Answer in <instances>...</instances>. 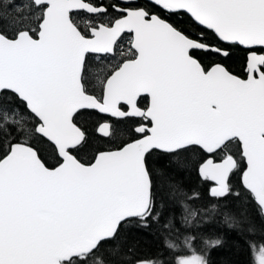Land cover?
<instances>
[{"label":"snow or ice","instance_id":"6c2138e0","mask_svg":"<svg viewBox=\"0 0 264 264\" xmlns=\"http://www.w3.org/2000/svg\"><path fill=\"white\" fill-rule=\"evenodd\" d=\"M74 13L83 17L81 23ZM182 14L192 32L166 18ZM125 32L132 34L127 58L98 68L100 95L90 94L87 54H114ZM221 45L248 51L246 79L222 63L203 66L197 53L229 56ZM142 95L149 98L143 109ZM84 109L139 118L138 138L82 163L74 153L88 137L75 117ZM98 130L113 135L108 123ZM232 143L246 162L235 191L230 175L239 161L232 154L214 159ZM194 151L206 154L198 171L214 182L212 198H243L264 217V0L0 4V264H163L128 257L121 231L133 223H160L163 205L157 204L149 167L153 153L175 158ZM41 152L54 162L47 164ZM183 208L181 220L190 224L198 210L187 203ZM226 220L241 225L246 216ZM161 227L171 229L172 220ZM193 239L185 236L183 246L191 250ZM249 244L254 264H264V244ZM165 246L180 247L168 239ZM174 264L207 261L193 250L175 257Z\"/></svg>","mask_w":264,"mask_h":264},{"label":"trees","instance_id":"16d2710c","mask_svg":"<svg viewBox=\"0 0 264 264\" xmlns=\"http://www.w3.org/2000/svg\"><path fill=\"white\" fill-rule=\"evenodd\" d=\"M137 1V3L146 4L141 0ZM73 18L76 22L78 21L77 23H81L83 20V17L78 14H74ZM166 18L170 22H174L178 28L188 32L193 31L187 23V17L183 14ZM124 50H129L127 42ZM227 50L230 54L223 59L213 54L197 53L196 55L204 67L212 61H216L237 74L238 70L243 67L244 52L237 46H232ZM115 57L118 58V54ZM111 58H101L104 60L101 61V63H104L103 65L86 60V86L90 94L100 95L98 80L102 77V72H98L97 69L114 67L115 64H112ZM96 72L97 74H95ZM101 121H103V118L90 110H81L80 114L75 117V122L86 131L88 137L87 145L79 153H74L82 163H88L95 152L111 146L114 137H122L127 133L129 122L116 121L112 123L113 135L108 139H103L95 133V127ZM30 142L36 146L34 140H30ZM230 147L233 150H228L229 153L234 154L233 156L236 157L238 145L232 143ZM41 156L49 165L54 162L49 152H41ZM202 156L206 157L204 154L194 151L181 153L179 157L175 158L153 153L149 158V167L153 173V191L158 206L163 205L162 215L160 223L150 222L149 227H139L133 223L122 229L120 239L123 251L128 257L150 258L163 261V264H174L175 257L190 255L194 250L204 257L207 264H253L249 257V251L251 250L249 241H254L257 247L264 244V236H262L264 217L259 215L254 204H249L243 198L237 200L233 195L220 199L212 198L208 193L211 183L200 178L197 174V166L201 162ZM214 159L218 160L219 154L214 156ZM237 160L241 166V159L237 158ZM239 170L240 168L230 175V184L233 186L234 191L239 185ZM162 180L163 183H161ZM170 185L176 189L177 195L172 194ZM194 195L197 198L189 199ZM182 202L198 210L195 219L189 217L192 221L190 224H184L181 220V217L185 214ZM209 205H216V210L214 212L199 211ZM242 213L246 216V221L243 224L235 225L229 220L224 223L223 219L226 220V216L240 217ZM169 220H172L173 227L163 229L161 225ZM249 228H252L253 231H248ZM185 236L194 237L191 250L183 246L182 241ZM166 239L177 243L180 246L179 250L172 251L167 248L165 246ZM217 240L220 243L215 247L206 243V241Z\"/></svg>","mask_w":264,"mask_h":264},{"label":"flooded vegetation","instance_id":"af4514ba","mask_svg":"<svg viewBox=\"0 0 264 264\" xmlns=\"http://www.w3.org/2000/svg\"><path fill=\"white\" fill-rule=\"evenodd\" d=\"M19 1V0H18ZM105 2V0H104ZM136 2H138L136 0ZM145 3H147L146 1H143ZM105 3H108V0L107 2ZM75 14V13H74ZM73 14V15H74ZM74 19V18H73ZM112 19V16L109 15L107 17V21L110 20L111 21ZM75 20V19H74ZM76 21V20H75ZM109 21V22H110ZM78 22V21H77ZM188 32V31H187ZM118 41H123L122 45L119 47V51L116 49V45H115V49H114V54H110V55H104V56H94V55H90V54H87V58L86 60H89V58H92L94 57L93 60H96V59H101L102 58H111L112 59V64H117L119 62H122V60L124 58H127V55H128V52L129 50L125 51L124 48L126 47V42H127V46H128V49H129V42H130V34H127V33H124L122 34V36L120 38H118ZM223 47H226L227 49L229 48H232V46H228V45H221ZM237 46V45H236ZM238 47V46H237ZM241 51L244 52V61H243V67L242 69L238 70V73L237 74H234L236 76H238L239 78H246V73H245V61H246V54L248 53V51L245 49V48H240L238 47ZM118 54V58L115 57L116 55ZM121 55V56H120ZM214 55V54H213ZM219 57V56H218ZM96 58V59H95ZM221 59H223V57H219ZM210 60V59H209ZM117 62V63H116ZM213 63H220V62H216V61H212L211 63H209L205 68H208L209 66H211ZM147 105V97L146 96H141V97H138V106L141 107L142 109L145 108ZM121 107V110H126V106L121 104L120 105ZM100 115V114H99ZM102 118H103V121L101 122H107L108 124L111 125V129H112V123L113 122H116V121H120V122H129V126H128V130H127V133L126 135L122 136V137H117L115 138L114 140H112V145L109 146L108 148L106 149H103V150H100V151H108V150H114L118 145H121L122 143L124 142H130L132 139L134 138H138V135L134 132V128L137 126V124H139L141 121L139 120V118H112V117H108V116H103V115H100ZM99 122V123H101ZM98 125V124H97ZM97 127V126H96ZM95 127V129H96ZM96 133V132H95ZM100 136V135H98ZM101 138L103 139H108L109 137H103V136H100ZM98 152V151H97ZM95 152V154L97 153ZM94 154V155H95ZM219 154V159L225 155V154H231L229 153L228 150H226L225 152H220L218 153ZM94 155L92 156V158L89 160V162L92 161ZM205 155V154H204ZM234 155V154H233ZM206 156V155H205ZM235 157V156H234ZM206 158V157H205ZM236 159H241V166H240V170L238 172V178H239V175H240V172L241 170L244 168V163H243V160L242 158L240 157V154H239V148L237 147V156L235 157ZM218 159V160H219ZM217 160V161H218ZM88 162V163H89ZM239 180V179H238ZM211 183V182H210ZM210 188V187H209ZM261 245V244H260ZM260 245L257 247V249L260 247Z\"/></svg>","mask_w":264,"mask_h":264},{"label":"water","instance_id":"95a60500","mask_svg":"<svg viewBox=\"0 0 264 264\" xmlns=\"http://www.w3.org/2000/svg\"><path fill=\"white\" fill-rule=\"evenodd\" d=\"M145 1H147L148 2V0H145ZM125 33H127V32H125ZM124 34V33H123ZM127 34H130V33H127ZM131 35L132 34H130V39H131ZM239 46V45H238ZM129 47H130V44H129ZM241 48H244L243 46H240ZM90 55H94V56H103V55H110V54H93V53H89ZM247 55H248V53L246 54V58H247ZM245 65H246V61H245ZM210 67V66H209ZM246 78H247V76H246ZM246 78H244V79H246ZM143 96V95H142ZM148 102H149V98H147V104H148ZM124 105V104H123ZM126 106V105H125ZM84 110H92V111H95V112H97L98 114H100V115H103V116H108V117H112L110 114H107V113H101V112H99L98 110H95V109H84ZM126 110H127V106H126ZM112 118H117V117H112ZM104 123H107V122H101V123H99L98 125H97V127H96V129H95V132H96V134L97 135H100V136H103L100 132H99V127H100V125L101 124H104ZM104 137V136H103ZM206 155V154H205ZM219 161V160H218ZM91 162H94V159H92V161ZM90 162V163H91ZM243 163H244V168L246 167V162L245 161H243ZM198 167H199V164H198V166H197V174L199 175V177L200 178H202L201 176H200V174H199V171H198ZM242 173L240 172V175H241ZM240 175H239V179H240ZM208 181H210V180H208ZM211 182V186H210V188H209V191H210V189H211V187H213L214 186V182L213 181H210ZM209 191H208V193H209Z\"/></svg>","mask_w":264,"mask_h":264},{"label":"rangeland","instance_id":"374dc122","mask_svg":"<svg viewBox=\"0 0 264 264\" xmlns=\"http://www.w3.org/2000/svg\"><path fill=\"white\" fill-rule=\"evenodd\" d=\"M141 1H144V0H141ZM3 2H4V0H0V4H3ZM27 1L26 0H15V3H17V4H24V3H26ZM105 20H106V22H107V18H105ZM122 43H123V41H117V45H116V49L119 51V47L122 45ZM238 46V45H237ZM238 47H240V46H238ZM241 48V47H240ZM121 56V55H120ZM102 58V57H101ZM93 59H94V57H93ZM92 58H89V60H91V62H93V63H96V64H98V65H103L104 63H101V61H104V60H102V59H96V60H93ZM230 71V70H229ZM231 72V71H230ZM232 74H234L233 72H231ZM95 74H97V72L95 73ZM102 74V73H101ZM100 74V75H101ZM90 111H92V110H90ZM93 112H95V111H93ZM95 113H97V112H95ZM98 114V113H97ZM114 138H116V137H114ZM230 150H233L232 149V147H230ZM224 220V223H227V220H225V219H223ZM231 225V224H230ZM263 232V234H262V236H264V231H262ZM191 255V254H190ZM249 257H250V259H251V262L253 261V264H254V258H253V254H252V250H250L249 251Z\"/></svg>","mask_w":264,"mask_h":264},{"label":"bare ground","instance_id":"6f19581e","mask_svg":"<svg viewBox=\"0 0 264 264\" xmlns=\"http://www.w3.org/2000/svg\"><path fill=\"white\" fill-rule=\"evenodd\" d=\"M145 1V0H144ZM147 2V1H146Z\"/></svg>","mask_w":264,"mask_h":264}]
</instances>
